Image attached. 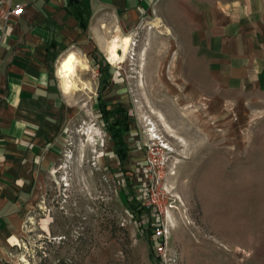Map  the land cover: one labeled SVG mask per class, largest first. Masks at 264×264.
<instances>
[{
  "label": "rangeland",
  "instance_id": "rangeland-1",
  "mask_svg": "<svg viewBox=\"0 0 264 264\" xmlns=\"http://www.w3.org/2000/svg\"><path fill=\"white\" fill-rule=\"evenodd\" d=\"M164 13L116 24L108 41L131 37L117 64L98 54L92 68L80 67L89 89L80 81L73 90L79 111L63 129L60 158L0 264H237L221 251L236 249L219 230L236 240L264 224V116L232 93L189 90L178 66L185 53ZM107 80L109 108L128 112L124 162L99 108Z\"/></svg>",
  "mask_w": 264,
  "mask_h": 264
},
{
  "label": "crops",
  "instance_id": "crops-1",
  "mask_svg": "<svg viewBox=\"0 0 264 264\" xmlns=\"http://www.w3.org/2000/svg\"><path fill=\"white\" fill-rule=\"evenodd\" d=\"M16 4L23 13L0 22V257L19 240L43 176L60 158L63 129L79 111L81 91H63L59 62L71 51L91 68L95 55L108 58L117 23L165 10L185 53L178 66L189 90L232 93L264 116V0H12L4 7ZM219 234L236 249L221 250L226 258L234 252L237 264H264V224L236 240Z\"/></svg>",
  "mask_w": 264,
  "mask_h": 264
},
{
  "label": "bare ground",
  "instance_id": "bare-ground-1",
  "mask_svg": "<svg viewBox=\"0 0 264 264\" xmlns=\"http://www.w3.org/2000/svg\"><path fill=\"white\" fill-rule=\"evenodd\" d=\"M151 23H152L151 24L152 28H159L160 24H161L158 21H154V22L152 21ZM105 47L107 50V55H108L109 61L113 65H115L128 54L129 48L131 47V37L125 36L122 39L119 37L113 38L112 40L107 41V43L105 44ZM83 61L79 58V56L76 54L75 51H71L61 58L59 65H58V74H59V77L61 79L62 89L66 94H71L72 91L80 85L81 82H79V79H78V67L84 65ZM83 83H84V88L89 89V86L85 82H83ZM82 86H83V84H82ZM155 112H156L157 116L161 119V121L163 122L165 128H169L171 131H173V129L171 128L172 126H170V124L167 122L164 113L160 110H156ZM153 124H155V123H153ZM149 125H151V124H149ZM94 126L89 125L84 132L87 135H89L90 139H92V137H93L92 134L96 130V128H95L96 126L95 127ZM151 131H152V136L158 138V134L155 132V129H151ZM176 134H178V133H176ZM179 137H180V139H182L184 141V138L182 136H179ZM66 185H69V184H66Z\"/></svg>",
  "mask_w": 264,
  "mask_h": 264
},
{
  "label": "trees",
  "instance_id": "trees-1",
  "mask_svg": "<svg viewBox=\"0 0 264 264\" xmlns=\"http://www.w3.org/2000/svg\"><path fill=\"white\" fill-rule=\"evenodd\" d=\"M97 64V62L95 63ZM109 85V81H104L103 88L98 95V103L103 118V122L107 131L110 133L111 139L114 142V150L120 161L124 162L128 156L130 148L124 139V134L129 130L128 112L122 106H117L114 109L109 108L107 102L102 97L103 91ZM148 210L150 208L145 207Z\"/></svg>",
  "mask_w": 264,
  "mask_h": 264
},
{
  "label": "built area",
  "instance_id": "built-area-1",
  "mask_svg": "<svg viewBox=\"0 0 264 264\" xmlns=\"http://www.w3.org/2000/svg\"><path fill=\"white\" fill-rule=\"evenodd\" d=\"M6 2H12V0H0V22H7L12 16H19L23 13V9L24 6L20 5V4H16V6L14 8H11V6H9L8 8H5L4 5ZM156 144V142H155ZM162 145L165 149L168 150V147L165 146L166 144H164L162 142ZM149 147L153 148V150L155 149V145H149ZM155 202V200H154ZM161 211V209H160Z\"/></svg>",
  "mask_w": 264,
  "mask_h": 264
}]
</instances>
